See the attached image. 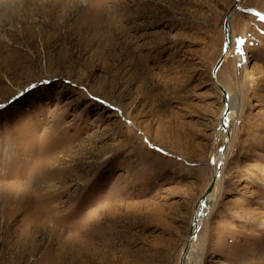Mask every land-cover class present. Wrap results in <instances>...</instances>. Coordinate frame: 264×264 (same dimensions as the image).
<instances>
[{
  "label": "rangeland",
  "instance_id": "rangeland-1",
  "mask_svg": "<svg viewBox=\"0 0 264 264\" xmlns=\"http://www.w3.org/2000/svg\"><path fill=\"white\" fill-rule=\"evenodd\" d=\"M235 2L0 0V264H179L226 142L217 84L239 113L190 264H264V0L212 76Z\"/></svg>",
  "mask_w": 264,
  "mask_h": 264
},
{
  "label": "bare ground",
  "instance_id": "bare-ground-1",
  "mask_svg": "<svg viewBox=\"0 0 264 264\" xmlns=\"http://www.w3.org/2000/svg\"><path fill=\"white\" fill-rule=\"evenodd\" d=\"M242 2V0H239V2ZM239 2L237 3V5H236V8H237V6L239 7ZM236 8L234 9V11L236 10ZM234 13V12H233ZM232 13V14H233ZM232 14H231V16H232ZM230 16V17H231ZM230 41H231V37H230ZM229 52V51H228ZM228 52L226 53V55L224 56V61H225V58H226V56L228 55ZM222 55V54H221ZM220 58V57H219ZM238 61H240V57H237L236 58ZM223 61V62H224ZM216 77V76H215ZM225 90H227V89H225ZM228 91V90H227ZM229 95V106L228 107H225V112H224V117H223V131H224V133H225V141L226 142H229L230 140V136H231V134H232V131H231V128H230V126H229V122L234 118V117H236V115H237V113H239L238 112V103L235 101V99L233 98V97H230V94H228ZM227 109V110H226ZM227 111V112H226ZM235 113L236 112V114H232V113ZM222 159V153H218L217 154V156H215V158L214 159H212L211 160V162H210V165H213L214 164V167H213V170H214V173H213V175L214 174H216L217 173V167H216V164L220 161ZM219 165H221V164H219ZM220 179V177H218V179H217V182H216V184L214 185V188H213V190L212 191H214V189L216 188V185H218L219 184V180ZM212 193V192H211ZM206 204H207V206H209L210 205V195L206 198ZM202 208V207H201ZM206 207H204V209H205ZM204 215V212H203V210L202 209H200V207L199 208H197V210H196V214H195V218H196V223L193 225V230L192 231H197V229H198V225L200 224V220H201V218H199V217H201V216H203ZM196 234H195V238H193V239H190V241L188 242V247H187V250H186V253H185V255H184V263L183 264H190V258L189 257H191L190 255H191V251L192 250H196V248L197 249H199V246L197 245V243H194L195 241H196ZM192 243H194V244H192ZM196 253V252H195ZM195 257V256H194ZM198 258V259H197ZM195 259H197V261L199 260V257H195ZM194 260V259H193ZM196 261V262H197Z\"/></svg>",
  "mask_w": 264,
  "mask_h": 264
},
{
  "label": "water",
  "instance_id": "water-1",
  "mask_svg": "<svg viewBox=\"0 0 264 264\" xmlns=\"http://www.w3.org/2000/svg\"><path fill=\"white\" fill-rule=\"evenodd\" d=\"M238 2H239V0H236V2L233 4L231 9L228 11V13H227V15H226V17L224 19V22H223L224 37H225L224 46H223V52H222V55L220 56V58L218 59V61L216 62L215 66L213 68V72H212L213 79H215L216 72H217L218 68L220 67V65L224 61V56L229 51V45H230V34H229L230 16L234 12V9L236 8V5H237ZM217 86L220 89V91L222 92V94L224 95V98H225L226 102L228 103V94L218 84H217ZM227 107H228V105H227ZM226 144L227 143L225 142L223 144V146L221 147V153L226 148ZM218 177H220V166L218 167L217 173L213 175L212 180H211L210 184L208 185V187L206 188V190L204 191L203 195L200 197V199L198 201V207H206V209L208 208V206L206 204V198L211 194V192H212V190L214 188V185L217 182ZM195 223H196V219L194 221V224ZM195 234H196V231L195 232L192 231L190 233L188 242L190 241V239L195 238ZM187 247H188V245H186L185 248L183 249V251L181 252V255H180V258H179V264H183L184 263V255L186 253Z\"/></svg>",
  "mask_w": 264,
  "mask_h": 264
},
{
  "label": "snow or ice",
  "instance_id": "snow-or-ice-1",
  "mask_svg": "<svg viewBox=\"0 0 264 264\" xmlns=\"http://www.w3.org/2000/svg\"><path fill=\"white\" fill-rule=\"evenodd\" d=\"M244 43H245V41H244L243 39H239V40L237 41V45H238V46L243 45ZM236 52H237V54L243 56V53H242L240 47H237Z\"/></svg>",
  "mask_w": 264,
  "mask_h": 264
}]
</instances>
